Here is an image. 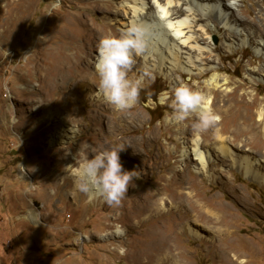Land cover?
I'll use <instances>...</instances> for the list:
<instances>
[{"label": "rangeland", "instance_id": "1", "mask_svg": "<svg viewBox=\"0 0 264 264\" xmlns=\"http://www.w3.org/2000/svg\"><path fill=\"white\" fill-rule=\"evenodd\" d=\"M120 1L0 0V264H264V182L239 168L258 159L264 172L263 53L250 45L215 48L216 71L235 92L229 97L206 89L215 71L172 72L179 86L212 97L220 120L207 130L193 129L194 113L172 121L176 86L134 53L126 71L143 76V85L131 108L116 110L95 95V59L98 35L123 30ZM234 1L233 14L264 38V0ZM227 32L210 31L214 47ZM87 52V71L66 61L55 72L54 58ZM148 93L158 97L145 100ZM60 117L75 128L73 137H55ZM197 136L205 173L193 154L180 160L181 143L194 146ZM116 145L135 178L119 205L90 201L75 189L72 158ZM31 209L39 221L26 218ZM116 225L122 236L111 234ZM158 237L170 245L162 249Z\"/></svg>", "mask_w": 264, "mask_h": 264}, {"label": "bare ground", "instance_id": "2", "mask_svg": "<svg viewBox=\"0 0 264 264\" xmlns=\"http://www.w3.org/2000/svg\"><path fill=\"white\" fill-rule=\"evenodd\" d=\"M119 7L120 11L116 14V19L118 24L123 27L122 31L135 24L144 32L145 49L142 53L134 52V54L140 57L143 64L148 68L166 77L169 76L176 87L179 86L178 81L172 77V72L202 77L207 72L215 71L209 81L205 83L206 89L208 91L219 90L229 97V95H234V90L229 89L228 83L230 81L228 82V78L220 77L216 71L217 58L215 56L219 51L215 48L230 52L234 46L250 45L256 53H263L264 55V38L255 35L257 33L255 27L246 28L248 26L247 20L239 19L233 14L234 9H236L234 0H121ZM211 21H216L218 26H212ZM219 26L220 28H218ZM221 29L228 32L223 35L221 47H214V44L211 43L210 31L221 32ZM98 36L100 40L102 36L100 34ZM252 37L256 39L252 40ZM93 46L95 45L92 44L90 48ZM57 55L59 54L57 53ZM68 57L54 58L56 61L54 70L57 74L61 73L66 61L69 64H67L69 69H77L81 73L83 70L87 71L92 64L91 61H88V52L78 54L73 60ZM76 77L79 78L78 73ZM203 95L206 97L205 106L211 108L212 97L207 94ZM263 115V111H259V121L263 123L264 127ZM64 119V117L59 118L54 132L58 139L66 136L73 137L76 131L75 128L66 124ZM193 142L194 146L189 145V147L183 148L181 154L184 157L180 160L185 161L187 153L193 154L200 165L199 168H196L197 171L205 173L208 167L207 154L205 155L201 151L200 137L197 136ZM220 149L223 150L224 146L221 145ZM225 149L227 148L225 147ZM257 161L259 160L257 159ZM257 161L244 159L242 162L240 161L239 168L245 171L246 176H250L257 182H264V172L260 173V166ZM158 207L160 210L166 208L164 203ZM26 218H29L31 222L39 221L37 212L32 211V209ZM119 229L121 226L116 225L111 234L119 236ZM156 245L166 249L170 245V240L167 237H160L156 241ZM120 253L124 254V250H120Z\"/></svg>", "mask_w": 264, "mask_h": 264}, {"label": "clouds", "instance_id": "3", "mask_svg": "<svg viewBox=\"0 0 264 264\" xmlns=\"http://www.w3.org/2000/svg\"><path fill=\"white\" fill-rule=\"evenodd\" d=\"M58 6L59 0H55L54 7ZM144 49L143 29L135 24L119 35H104L99 40L95 59V72L99 77L95 95L116 110L131 108L137 102L144 77L130 79L126 70L132 63V54L142 53ZM205 105L206 97L201 92L185 85L173 90L170 107L174 117L185 120L194 113L196 119L192 127L196 132L214 127L219 120L218 115ZM123 150L122 145H116L92 153L91 158L87 150L79 152L78 158L74 156L75 189L87 194L90 201L99 196L111 205H119L136 173L123 168L119 155ZM123 234L124 229H119L118 235Z\"/></svg>", "mask_w": 264, "mask_h": 264}, {"label": "trees", "instance_id": "4", "mask_svg": "<svg viewBox=\"0 0 264 264\" xmlns=\"http://www.w3.org/2000/svg\"><path fill=\"white\" fill-rule=\"evenodd\" d=\"M159 94V92H157ZM157 93H148L147 97L145 98L146 99H156L158 97Z\"/></svg>", "mask_w": 264, "mask_h": 264}, {"label": "built area", "instance_id": "5", "mask_svg": "<svg viewBox=\"0 0 264 264\" xmlns=\"http://www.w3.org/2000/svg\"><path fill=\"white\" fill-rule=\"evenodd\" d=\"M183 147H189L187 141L184 144L181 143V145H180V151L183 150ZM187 154H190V153H187Z\"/></svg>", "mask_w": 264, "mask_h": 264}, {"label": "water", "instance_id": "6", "mask_svg": "<svg viewBox=\"0 0 264 264\" xmlns=\"http://www.w3.org/2000/svg\"><path fill=\"white\" fill-rule=\"evenodd\" d=\"M214 40L216 41V38H215ZM215 41H214V42H215Z\"/></svg>", "mask_w": 264, "mask_h": 264}]
</instances>
